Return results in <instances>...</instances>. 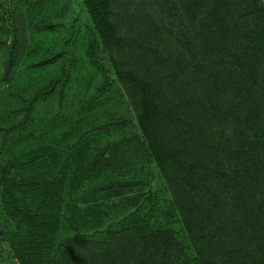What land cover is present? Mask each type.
Here are the masks:
<instances>
[{
	"label": "trees",
	"instance_id": "16d2710c",
	"mask_svg": "<svg viewBox=\"0 0 264 264\" xmlns=\"http://www.w3.org/2000/svg\"><path fill=\"white\" fill-rule=\"evenodd\" d=\"M110 1L82 3L99 41L114 45ZM136 3L123 30L136 35L134 67L115 72L190 242L207 264H264V0ZM190 69L198 82L181 84ZM51 250V264H181L186 254L172 229L144 226L68 234Z\"/></svg>",
	"mask_w": 264,
	"mask_h": 264
},
{
	"label": "rangeland",
	"instance_id": "374dc122",
	"mask_svg": "<svg viewBox=\"0 0 264 264\" xmlns=\"http://www.w3.org/2000/svg\"><path fill=\"white\" fill-rule=\"evenodd\" d=\"M137 1H110L122 36L114 45L99 41L82 0L0 6V264H51L52 243L65 235L133 226L172 229L186 251L181 264L209 263L190 242L115 72L134 67L136 35L123 30ZM193 70L179 82L197 81ZM112 180L130 184L96 189Z\"/></svg>",
	"mask_w": 264,
	"mask_h": 264
}]
</instances>
